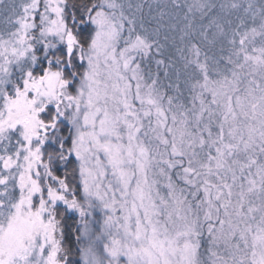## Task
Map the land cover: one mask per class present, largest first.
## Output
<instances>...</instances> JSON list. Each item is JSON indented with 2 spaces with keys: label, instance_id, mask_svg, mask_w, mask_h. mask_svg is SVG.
I'll return each instance as SVG.
<instances>
[{
  "label": "snow or ice",
  "instance_id": "obj_1",
  "mask_svg": "<svg viewBox=\"0 0 264 264\" xmlns=\"http://www.w3.org/2000/svg\"><path fill=\"white\" fill-rule=\"evenodd\" d=\"M0 264H264V0H0Z\"/></svg>",
  "mask_w": 264,
  "mask_h": 264
},
{
  "label": "rangeland",
  "instance_id": "obj_2",
  "mask_svg": "<svg viewBox=\"0 0 264 264\" xmlns=\"http://www.w3.org/2000/svg\"><path fill=\"white\" fill-rule=\"evenodd\" d=\"M68 215L70 217L68 230L71 231V233L73 235L74 246H75L76 250L79 251L80 241L77 239V237L79 235V229H78L79 219L75 217L74 213H69ZM94 215L99 217V210H96ZM77 259H78V257H77Z\"/></svg>",
  "mask_w": 264,
  "mask_h": 264
},
{
  "label": "trees",
  "instance_id": "obj_3",
  "mask_svg": "<svg viewBox=\"0 0 264 264\" xmlns=\"http://www.w3.org/2000/svg\"><path fill=\"white\" fill-rule=\"evenodd\" d=\"M68 232H69V237H68V239L71 241V245L74 246L73 235H72V233H71L70 230H68Z\"/></svg>",
  "mask_w": 264,
  "mask_h": 264
}]
</instances>
